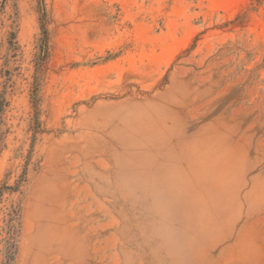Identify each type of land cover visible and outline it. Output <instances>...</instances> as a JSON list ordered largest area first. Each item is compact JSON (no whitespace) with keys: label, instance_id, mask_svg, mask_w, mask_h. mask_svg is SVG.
<instances>
[{"label":"rangeland","instance_id":"1","mask_svg":"<svg viewBox=\"0 0 264 264\" xmlns=\"http://www.w3.org/2000/svg\"><path fill=\"white\" fill-rule=\"evenodd\" d=\"M1 264H264V0H0Z\"/></svg>","mask_w":264,"mask_h":264},{"label":"trees","instance_id":"2","mask_svg":"<svg viewBox=\"0 0 264 264\" xmlns=\"http://www.w3.org/2000/svg\"><path fill=\"white\" fill-rule=\"evenodd\" d=\"M1 264V263H0Z\"/></svg>","mask_w":264,"mask_h":264}]
</instances>
